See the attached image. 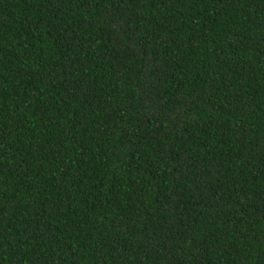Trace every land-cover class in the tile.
Listing matches in <instances>:
<instances>
[{
    "label": "trees",
    "instance_id": "16d2710c",
    "mask_svg": "<svg viewBox=\"0 0 264 264\" xmlns=\"http://www.w3.org/2000/svg\"><path fill=\"white\" fill-rule=\"evenodd\" d=\"M0 264H264V0H0Z\"/></svg>",
    "mask_w": 264,
    "mask_h": 264
}]
</instances>
